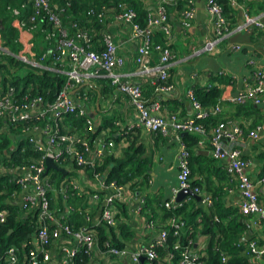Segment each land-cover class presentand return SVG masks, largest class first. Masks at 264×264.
Instances as JSON below:
<instances>
[{
  "label": "built area",
  "instance_id": "1",
  "mask_svg": "<svg viewBox=\"0 0 264 264\" xmlns=\"http://www.w3.org/2000/svg\"><path fill=\"white\" fill-rule=\"evenodd\" d=\"M22 6L31 4L33 11L29 15L28 22L18 20L16 28L20 32L22 27L32 30L37 22H49L52 28L47 32V39H53V45L49 46L40 56V60L50 59L51 65L46 67L62 72L66 79L61 91L51 103H45L41 95H24L20 99L15 96L14 87L10 86L5 91H0V120L8 123H20L33 120L42 123L35 124L28 132V141L34 150L40 152L38 159L31 160L25 164L11 169L12 179L19 186L18 203L21 210L26 213L36 211L38 228L35 234L22 247L9 246L0 260V264H77V253L82 251L91 259L90 264H97L98 260L106 264L108 259L128 257L130 264H154L158 259L157 248L165 245L168 229L179 238L186 228L185 220L180 216L170 215L159 229L156 240L151 243L140 245L136 249H119L105 243V248L100 249L96 241L93 228L87 225L73 228L68 222V214L71 208L63 203V207H52L51 199L61 195L63 200L70 193L75 192L86 198L85 220L92 225L115 226L119 223L117 202H125L129 197V190L124 185L116 184L114 181L106 182L103 176L94 173L100 184L90 195L85 194V187H82L79 175L70 176L67 172L59 183L54 184L48 173L45 174V159L50 158L53 163L60 166L63 162H71L77 171L85 167H94L101 162L103 157L112 153L114 142L106 140L105 133H98L90 139L88 132H95L99 124L98 117H91L88 105L87 91L79 92L78 86L85 80L105 77L117 89L128 96L130 102L137 110L136 121L127 129H142L150 133H158L163 137H169L178 141L180 145L177 157L176 185L172 189L169 198L164 201L167 209L174 210L182 202L193 199L192 195H186L182 201L176 202V195L181 189H190L199 197L206 206L211 204L210 194L199 186L191 184L189 157L190 151L182 141L183 133H195L206 136L207 129L204 122L210 116L220 114L221 104L226 100L235 104L251 102L259 105L264 101V67L257 66L253 69V83L245 82L235 94L226 98L218 99L213 106L204 107L193 96L192 90L188 91L191 102L192 113L189 117H180L179 111H167L162 113L163 107L158 100L148 101L143 98L142 89L139 83L125 79L118 68L125 64V60L117 53V45L112 34L105 32L102 38L103 48L99 51L89 49V45L82 44L80 39L85 38V32L79 31L75 37L70 36L59 18L58 11L50 7L48 0H22ZM154 6L149 9L144 26L136 23V11L125 4H119L120 12L117 19L127 24L130 29V38L136 43V52L133 57L136 65V75L139 77L165 80L169 76V64L174 56L170 48L172 42V30L169 22L168 9L175 7L179 0H150ZM231 4L242 9L243 23L237 29L256 26L264 30V22L257 16L247 14L243 3L237 0H230ZM206 12L210 23L213 26L215 39L205 44L206 49H211L215 42L230 32L227 19L223 14L219 0H205ZM18 9L13 8L12 13L17 14ZM87 14H94L93 10ZM102 13H99L100 16ZM17 16V15H15ZM195 8L193 0H186V7L180 12V25L187 31L193 26ZM155 29L165 32L167 39L162 44L155 45V52H152L150 45L151 34ZM22 49L17 57L31 63L40 65L36 60L33 46L30 43L32 38L25 40L20 37ZM33 43V42H32ZM233 48L240 49L235 45ZM2 39L0 41V53L6 52ZM42 57V58H41ZM157 58V59H156ZM174 84L161 86V90H170ZM77 115L86 117L84 132H79L75 127H68L63 122L65 115ZM262 125H257L249 130L248 135L253 139L259 137ZM211 143L214 146L215 157L230 159L227 171L231 179L237 181L241 199L238 202L240 211L246 215L256 214L264 220V202L260 201L253 188L249 176L244 169L248 161L243 159L236 143L243 134L242 123L234 119L218 121L211 127ZM229 143L223 149L221 142ZM202 139L197 144L201 145ZM236 177V178H235ZM264 184V175L261 178ZM51 197V198H50ZM101 211L98 217H93V207L101 204ZM146 203L145 196H138L136 211L140 214ZM7 211L0 210V222L6 220ZM92 216V217H91ZM153 222L150 225L153 226ZM189 241L187 245H181L176 241L173 248L180 251L179 264H203L200 255L194 251ZM52 248L55 253H52ZM22 250V253L20 251ZM246 254L252 264H263L264 244L256 240L248 243ZM173 255L168 253V258ZM224 260V255H223Z\"/></svg>",
  "mask_w": 264,
  "mask_h": 264
},
{
  "label": "trees",
  "instance_id": "2",
  "mask_svg": "<svg viewBox=\"0 0 264 264\" xmlns=\"http://www.w3.org/2000/svg\"><path fill=\"white\" fill-rule=\"evenodd\" d=\"M22 2V0H0V21L2 23L0 34L3 46L7 49L6 52L0 53V91H5L8 87L12 86L15 89V96L17 99H20L26 94L41 95L45 103H51L61 91L66 77L60 71L46 68L51 65L50 59L41 60L40 65H32L17 57L22 44L18 38L19 31L13 24L12 9H18L19 15H17L16 18L24 20L25 22H28L29 15L33 11L31 4L22 6ZM48 2L53 10L58 11L61 23L67 28L69 35L75 37L79 31L85 32V38L80 39L81 43L84 45L88 44L89 49L97 51L103 48V34L105 32L112 34L111 16L117 19L116 15L120 12L118 9L119 4H125L127 7L136 11L134 21L140 26L145 25L146 17L149 12L145 0H48ZM219 2L230 30H234L239 24H242L241 20L243 19V15L240 7L231 4L230 0H219ZM237 2L243 3L247 14L250 16H258L264 11V0H237ZM255 3L257 6L254 8ZM185 4L186 0H179L175 7L182 9ZM90 10H93L94 14H87ZM99 13L102 14L98 16ZM30 25V22L26 23L27 27ZM251 27H253V30L256 31L258 35H264V30L256 26ZM51 28L52 25L46 21L37 22L32 30L33 51L35 52L36 60H39L41 54H43L49 46L53 45V39L49 40L46 37L47 32ZM166 39L167 36L164 31L155 29L152 32L151 40L153 44L152 46L150 45V47L155 56V45L164 43ZM123 67L124 64L119 69ZM140 78L151 79L153 82L155 81L154 78ZM93 80L98 82L99 87H96L93 82H91V85L88 87H77L79 92L87 91L88 101L91 105L93 103L99 105V107H97L99 108L97 111L99 124L96 131L94 133L88 132L87 136L93 139L98 133H105L106 140L118 142L121 136L119 135L120 133L118 134L116 126V124H118L115 121L116 115L107 113L108 111H101V101L107 97L111 98V94L115 96L124 95L127 98L128 96L120 92L115 85L110 83L108 78L99 77ZM170 80L171 79L168 80V78H166L165 80L158 81L166 86L172 84V80ZM153 85L156 86V82ZM191 90L195 99L204 107L215 105L222 96L221 89L212 82L205 87L195 85ZM244 104L245 103L238 105ZM244 108L251 110L252 107L251 104H249V106L245 105ZM217 115L210 116L202 122L206 129H208L209 126H214L220 121L217 119ZM63 122L68 127L77 128L79 132L85 131L86 117L74 114L65 115ZM35 124L42 125V123L34 122L33 120L20 123H8L0 120V210L7 211L6 220L2 223L0 222V260L2 259L4 251L9 246L15 245L22 247L23 243H26L32 235L35 234L38 228L36 211L26 213L21 210L18 203L20 189L13 181L12 173L10 172L14 167L40 158V152L35 151L28 141V132ZM133 132L134 130H128V132L125 133L127 134L125 137H127V140L130 142L128 147L124 149L121 157H116L111 153L103 157L102 161L97 163L94 167L85 168H88V171L92 170L93 173L103 176L106 182L114 181L119 185H128L140 192V190L146 188L148 182L149 159L147 157H141L143 151L140 145L135 146L133 144L135 142L134 139H131V134ZM181 138L190 151L189 169L191 184L200 187L198 181L192 179L194 171L198 170V168L194 167L192 159V146L197 144L198 137L194 133H187L182 134ZM260 158L264 163V154H261ZM49 173H51L50 179L54 184H58L59 181L67 175L52 168L49 169ZM205 192L210 194L211 204L208 206V212L203 214L201 222L202 231L209 235V238L205 245V254L204 256H200V260L203 264H252L249 256L246 254V250L248 248V243L254 239L248 235V227L241 219L246 214L242 213L238 206H226L222 201L223 192L220 188H216L211 192ZM56 198L51 199V206L53 207L54 205L62 208L64 205L63 203H66L67 206L71 208L67 222L73 228L90 225L95 231L96 241L101 250L105 248L106 242L119 249L127 248L126 241L131 239L133 233L126 223L119 222L111 227L106 225L94 226L91 222L85 220V213L87 210L86 198L77 195L75 192L70 193L65 201L61 195H57ZM156 200L147 195L145 204L151 207L152 203L156 201L160 206L161 219L166 220L170 215L180 216L185 220L186 225L191 226L195 230L198 225L195 218L196 211L192 212V210L189 209L192 206L190 202H182L181 205L171 210L164 206L163 201L159 199ZM119 208L121 213L126 216L125 207L120 204ZM94 213L95 211L92 212L93 217ZM211 220L213 225H211ZM167 229L168 233L165 239V245L157 248L159 261L155 260L154 264H164L163 259L167 252L173 255L171 264H179L180 251L173 248L174 243L176 241L181 245H187L189 241L192 243L191 237L195 234L194 231L189 233V230L185 229L186 232L183 230L184 232L182 231L181 236L177 238L172 234L169 228ZM20 253H22V250ZM75 259L77 264L91 263V259L83 254L82 251L77 253ZM165 264L168 263L165 262Z\"/></svg>",
  "mask_w": 264,
  "mask_h": 264
},
{
  "label": "crops",
  "instance_id": "3",
  "mask_svg": "<svg viewBox=\"0 0 264 264\" xmlns=\"http://www.w3.org/2000/svg\"><path fill=\"white\" fill-rule=\"evenodd\" d=\"M145 3L148 5V9H152L154 6L150 0H145ZM193 3L195 18L192 28L187 31L180 25V12L186 7V4L182 9L176 7L168 9L172 30L171 48L174 52L168 70V80L171 79L172 84L174 83V87L170 90H161V86H165L160 82L161 80L155 79L153 82L151 79L140 78L136 75V65L133 61L136 43L130 38L129 26L111 16V33L117 45L118 54L125 60L124 67L118 68L121 75L127 80L141 84L144 98L160 101L163 107L162 113L177 110L181 118L189 117L192 113L188 91L193 86L205 87L212 82L221 89V98H226L235 94L243 87L245 82L253 83V69L255 67H264V35H258L251 26L239 30L236 27L234 30H230L227 35L220 37L211 49H206L205 44L215 39L213 26L207 16L205 0H193ZM256 6L255 3L254 8ZM257 17L264 22V11ZM243 22L242 19L241 23ZM235 45L240 46V49L233 48ZM91 82L95 83L96 87H99L98 82L93 79L85 80L81 86L88 87ZM155 82L157 87L153 85ZM249 104H251V110L245 109L244 106H249ZM88 107L90 113L97 117L99 109L97 107L99 105L97 103L91 105L90 103ZM101 111H108L107 113L116 115L115 121L118 124L116 122L115 124L121 139L118 142H114L112 153L116 157H121L130 142L125 137L127 134L124 131L127 126L130 127L136 121L137 110L126 96L111 94V98L107 97L101 101ZM217 119H234L242 123L243 134L236 143V147L240 150L242 158L248 161L244 171L253 183V188L259 200L264 202V184L261 182V178L264 175V163L260 158V155L264 154V101L259 105L251 102L238 105L223 100L221 112L217 115ZM256 125H262V129L259 132V137L253 139L248 135V132ZM211 127H208L206 136L201 137L196 134L198 140L202 139L203 143L192 146L193 165L198 168V170L194 171L192 179L197 180L204 191L211 192L216 188H220L223 192L222 201L224 204L228 207H237L241 199V193L238 189L237 181L235 179L232 180L231 175L227 171L230 159L228 157L220 158L214 156V146L211 143ZM131 139L135 140L133 143L135 146L140 145L142 147L143 153L141 157L149 159V177L146 188L138 192L136 189L126 185V188L130 191L129 197L125 202L116 203L118 217H120L119 222L126 223L133 233L131 239L126 241V249L133 250L140 245L156 240L159 229L163 227L165 220L161 219L160 206L156 203L158 201L156 199L163 202L166 201L177 183V157L180 145L178 141L172 138L163 137L158 133L146 132L142 129L134 130L131 134ZM228 145L229 143H226V141L221 142L223 149L227 148ZM58 167L63 170V174L67 172L69 176L70 174L79 175V180L82 187H85L87 196L93 193L100 184L92 170L88 171V168H83L81 171H77L72 161L63 162ZM47 173L51 176L49 170ZM141 195L145 197L149 195L150 198H155L156 201L152 203L151 207L145 204L139 214L136 208L138 196L141 197ZM187 201L192 204L189 209L192 212L196 211L195 218L198 225L195 230L188 225H186L185 229L189 230V233L194 231L195 234L191 237V248L200 256H204L205 245L209 235L203 233L201 221L203 214L208 212L209 207L202 203L200 199L197 200L194 197ZM120 204L125 207L126 216L121 213ZM101 206L102 202L99 206L93 207L95 218L99 216ZM53 207L55 206L53 205ZM241 219L248 227V235L259 243L264 244V220H261L256 214L244 215ZM151 221L154 223L153 226L150 225ZM211 225H213L212 220ZM51 251L55 253L53 248ZM163 260L164 264L165 262L171 264L168 252ZM102 262L98 260L96 263L102 264ZM106 264H130V260L128 257L122 259L112 257L106 261Z\"/></svg>",
  "mask_w": 264,
  "mask_h": 264
},
{
  "label": "water",
  "instance_id": "4",
  "mask_svg": "<svg viewBox=\"0 0 264 264\" xmlns=\"http://www.w3.org/2000/svg\"><path fill=\"white\" fill-rule=\"evenodd\" d=\"M1 25L2 23L0 21V27ZM90 116L94 117L93 113H91ZM183 134H187V133H183ZM45 164H46L45 174L48 172L50 168L63 172V170L59 168L55 163H53V161L50 158L45 159ZM186 195H192L194 198L199 200V197L194 195L190 189H181L176 195V199H175L176 202L182 201V199H184Z\"/></svg>",
  "mask_w": 264,
  "mask_h": 264
},
{
  "label": "rangeland",
  "instance_id": "5",
  "mask_svg": "<svg viewBox=\"0 0 264 264\" xmlns=\"http://www.w3.org/2000/svg\"><path fill=\"white\" fill-rule=\"evenodd\" d=\"M12 15H13V24H14V26H16L17 25V22H18V20H20V19H18V18H16V16L15 15H19V11H18V13L17 14H14V13H11ZM20 22H24L25 23V21L24 20H20L18 23H20ZM2 26V25H1ZM33 30V29H32ZM32 30H28L27 28H25V27H22V29H21V31L18 33V38H19V40H20V37H23L25 40H28L29 38L31 39L32 38V35H33V33H32ZM24 34V35H23ZM23 35V36H22ZM1 34H0V41H1ZM115 41V40H114ZM30 43L32 44V46H33V43L30 41ZM22 49V48H21ZM41 60L39 59V64H41V62H40Z\"/></svg>",
  "mask_w": 264,
  "mask_h": 264
}]
</instances>
